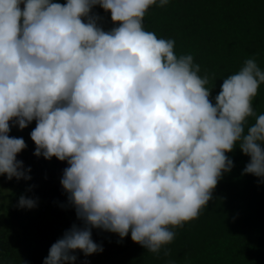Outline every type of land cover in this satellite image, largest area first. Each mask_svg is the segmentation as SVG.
Wrapping results in <instances>:
<instances>
[{
	"label": "clouds",
	"instance_id": "obj_1",
	"mask_svg": "<svg viewBox=\"0 0 264 264\" xmlns=\"http://www.w3.org/2000/svg\"><path fill=\"white\" fill-rule=\"evenodd\" d=\"M169 2L0 0V176L31 179L17 159L27 144L9 133L35 121L33 155L66 162L60 186L79 222L43 264L101 253L93 230L169 256L176 230L199 218L232 171L237 148L249 158L241 175L264 182V114L253 106L264 70L246 59L212 99L215 74L201 75L192 54L177 55L174 39L144 27L148 10Z\"/></svg>",
	"mask_w": 264,
	"mask_h": 264
},
{
	"label": "trees",
	"instance_id": "obj_2",
	"mask_svg": "<svg viewBox=\"0 0 264 264\" xmlns=\"http://www.w3.org/2000/svg\"><path fill=\"white\" fill-rule=\"evenodd\" d=\"M64 3L65 0H58ZM106 29L113 25L99 7ZM144 27L164 39H174L177 55L192 54L201 75L215 74L211 98L220 91L222 79L234 74L255 56L264 70V0H170L151 7ZM212 85L210 84L209 87ZM257 115L264 114V84L253 101ZM254 119L250 118L249 123ZM28 128L13 127L10 136L23 137L27 148L17 159L30 168L28 181H9L0 176V264H43L50 246L76 220L60 186L66 162L33 155L35 146ZM234 167L218 183L213 200L198 219L177 229L167 248L169 256L147 253L130 235L122 241L115 234L93 230L92 239L103 247L98 254L77 256L75 264H264V182L241 175L249 158L237 148L228 154ZM30 189V190H29ZM21 195L37 199L31 210L17 207Z\"/></svg>",
	"mask_w": 264,
	"mask_h": 264
}]
</instances>
